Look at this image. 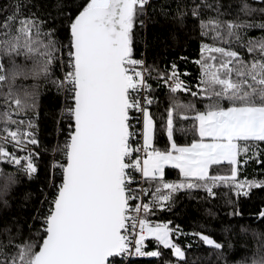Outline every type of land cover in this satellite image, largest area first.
<instances>
[{
  "label": "snow or ice",
  "instance_id": "6c2138e0",
  "mask_svg": "<svg viewBox=\"0 0 264 264\" xmlns=\"http://www.w3.org/2000/svg\"><path fill=\"white\" fill-rule=\"evenodd\" d=\"M150 24L167 26L165 47L197 33L194 84L177 62L188 56L147 63ZM48 86L62 97L50 143L38 125ZM42 155L40 206L21 223L9 197L37 176ZM252 164L264 171V0H0V264H188L193 243L212 250L213 264H264L257 229L241 225L253 244L237 257L227 236L152 219L178 193L211 201L220 186L237 198L226 215L243 216L239 198L264 192V176L238 177ZM249 216L264 224V200ZM180 236L192 240L182 246Z\"/></svg>",
  "mask_w": 264,
  "mask_h": 264
},
{
  "label": "trees",
  "instance_id": "16d2710c",
  "mask_svg": "<svg viewBox=\"0 0 264 264\" xmlns=\"http://www.w3.org/2000/svg\"><path fill=\"white\" fill-rule=\"evenodd\" d=\"M154 3H158L159 0H153ZM159 19V17H157ZM168 35L167 26L161 27V24H150L147 32L148 39V49H147V63H156L161 69L168 66V64L180 56H188L190 58L187 65L177 59L180 66V70L184 71L185 68L191 73V76L186 78L190 83H195V77L197 75V68L192 64L191 58H198L199 51V38L197 33L189 30L188 34L185 35L180 33V40L177 45L165 47L162 40H165ZM249 35L255 36L259 35L258 31H252ZM171 45V41H168ZM144 44L138 42L136 44V55L139 57V53L144 51ZM153 86L155 87V82L153 81ZM167 89L161 88L156 92V95L160 100L166 103L165 93ZM62 97L57 94L54 87L48 86V90L43 91L40 97L39 112V137L42 142H51V137L54 135V117L58 114L61 108ZM160 111H163L161 107ZM154 115H157V125H159V113L155 106L152 108ZM177 138L180 142H184V137L177 134ZM190 140V136H189ZM166 143V137L162 134L159 135V146L163 147ZM9 150H11L9 148ZM49 162V157L47 155H42L40 162H38L39 172L37 176L28 181L26 179L22 180V183L17 186L11 196L9 201L11 204V209L8 212L9 216H17L21 223L25 220L30 219L31 215L40 206V200L42 199L41 187L46 186L45 180L47 175V164ZM6 170L9 169L8 165H2ZM260 169V165L252 164L249 167L241 170L238 173V177L243 179L247 177L252 179L253 177L259 178L264 176V171H257ZM221 174L227 173V167L218 170ZM168 179L176 178L174 170H167ZM217 192V197L208 200H198L195 198H190L186 193L181 192L176 194V204L172 211H159L156 216L152 217L153 220L167 221L171 220L174 224H178L185 232H191L192 230H198L205 232L206 234L212 236L215 240L219 242L227 243V239L232 240L236 244V256L239 257L243 250L240 249V244L247 242L249 246L253 244V237L250 233H241L240 227L244 225L249 228L257 229L264 232V224H258L253 221L249 216L250 212H254L258 207L261 206V201L264 200V192L258 189H253L254 195L251 199L245 197L239 198V208L243 212V216L240 217H229L226 215L228 211V206L226 201L232 199L235 201L237 198L229 191L228 188L224 186L217 187L215 189ZM31 194V198L26 200L25 195ZM194 196H203V192H196ZM208 209L216 213L213 217L209 215ZM224 228H229V232L225 233ZM192 240V237L180 236L178 242L184 246ZM151 250V245L149 246ZM166 257L172 258L170 256V250L161 249ZM188 264H213L215 261V256L212 255L209 258V253L212 251L208 246L200 243L199 245L193 243L190 249H187ZM155 258H138L131 261V264H154ZM162 264V261H161Z\"/></svg>",
  "mask_w": 264,
  "mask_h": 264
},
{
  "label": "built area",
  "instance_id": "2783aa9c",
  "mask_svg": "<svg viewBox=\"0 0 264 264\" xmlns=\"http://www.w3.org/2000/svg\"><path fill=\"white\" fill-rule=\"evenodd\" d=\"M138 258H141V257H130V258H129V261L131 262L132 260H134V259H138Z\"/></svg>",
  "mask_w": 264,
  "mask_h": 264
}]
</instances>
